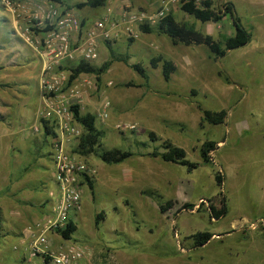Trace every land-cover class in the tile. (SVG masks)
Wrapping results in <instances>:
<instances>
[{
	"label": "rangeland",
	"instance_id": "1",
	"mask_svg": "<svg viewBox=\"0 0 264 264\" xmlns=\"http://www.w3.org/2000/svg\"><path fill=\"white\" fill-rule=\"evenodd\" d=\"M227 1L233 3L235 13L250 30L251 40L223 57L214 58L205 45L174 44L169 36L156 30L141 32L140 23L155 27L158 13L167 12L168 5L163 9V3L153 10L137 8L145 13L131 23L130 29L116 34L114 27L109 43L99 42L96 65L113 54L127 57L128 63L113 59L100 80L88 88L81 113L94 111L92 101L107 97L111 103L108 118L103 123L96 120V126L104 131L101 147L134 154L117 164H107L94 153L82 155L94 173L81 187L82 210L73 219L76 230L70 239L47 232L52 248L58 244L81 248L85 252L79 264H264V244L260 245L263 240L256 232L255 241L248 242L243 233L230 228L234 218L247 215L253 220L261 209L259 196L263 188L257 179L264 175V0H213V6L221 9ZM77 2L64 5L73 8L78 17L87 15L81 18L83 23L88 16L91 20L103 17V6L80 9L74 7ZM170 5L177 21L192 24L201 32L209 29L215 39L234 32L228 15L217 22L202 21L180 10L179 0H170ZM11 17L0 4V108L9 104L10 109L0 111V264H18L17 256L31 258L33 250L28 240L21 242L15 234L24 223L17 220L6 232L4 218L19 205L2 189L7 183L5 174L22 179L23 169L28 166L33 177L44 173L47 192L55 190L49 138H44L41 130L37 142L19 131L35 118L40 63L25 39L13 32ZM158 54L176 65L168 81L163 78L160 64L153 68L149 62ZM16 62L22 66L14 65ZM137 62L145 68L147 79L129 66ZM127 82L132 85H125ZM198 105L201 109H227L224 123L200 124L202 112ZM24 109L28 115L21 118ZM119 121H131L136 128L119 131L115 128ZM36 125L42 128L37 121ZM150 131L156 140H150ZM165 139L184 148L186 157L199 165L188 170L160 156H150L154 150H164ZM205 139L218 141L210 165L204 164L199 154ZM40 162L48 169L39 168ZM216 171L223 176L221 189L215 181ZM88 180L93 181V189ZM30 181L35 183L34 179ZM42 190L37 186L26 189L34 197ZM220 190L226 198L227 213L212 219L207 199ZM17 196H22L19 191ZM200 199L205 200L202 205ZM166 200H173L174 206L161 213L159 203ZM184 203H193V209H183ZM31 210L37 214L36 206ZM100 211L104 218L96 222ZM26 214L23 212L20 220H26ZM204 230L221 232L224 237L195 250L189 235ZM59 246L56 250L62 248ZM32 264L45 263L41 257H33Z\"/></svg>",
	"mask_w": 264,
	"mask_h": 264
},
{
	"label": "built area",
	"instance_id": "2",
	"mask_svg": "<svg viewBox=\"0 0 264 264\" xmlns=\"http://www.w3.org/2000/svg\"><path fill=\"white\" fill-rule=\"evenodd\" d=\"M0 3L13 17L19 15L18 10L24 9L21 0H0ZM38 7L40 8V5ZM104 8L103 17L96 18L95 23L85 27L82 20L69 8L49 2L43 8L41 16L35 13L25 18L26 27L18 32L36 52L41 62L40 103L35 114L42 130L44 122L49 129L46 138L50 140L55 190L50 191L52 207L44 218L43 231L31 244L33 250L30 254L35 255L39 249L41 254L48 257V264H79L83 257L85 251L79 247L71 245L49 251L46 246L41 247V243L45 241L46 232H57L64 229L69 221L73 222L74 214L82 210L81 187L86 178L90 179L94 173V169L87 165L82 154L76 150L83 125L76 119L73 107L77 106L81 114L87 90L95 84L97 78L94 73L81 72L70 79V67L78 64L80 60L95 63L100 57L99 42L110 39V30L114 27L117 30L121 26L128 30L131 23L140 20L144 13L122 10L119 14L121 19L117 21L111 15L112 8L107 5ZM166 8L167 5L163 4V9ZM164 13L166 12L162 10L158 16ZM103 22L107 27H101ZM39 30L42 31L40 35ZM107 84L111 85L112 82L108 81ZM92 102L94 111L90 113L98 123L105 122L111 105L110 100L103 97L100 101ZM31 128L34 132L39 131L35 125ZM115 128L119 131L133 130L136 124L131 121H119ZM203 201L205 200L200 199L199 202ZM251 228H255V225L252 224Z\"/></svg>",
	"mask_w": 264,
	"mask_h": 264
},
{
	"label": "trees",
	"instance_id": "3",
	"mask_svg": "<svg viewBox=\"0 0 264 264\" xmlns=\"http://www.w3.org/2000/svg\"><path fill=\"white\" fill-rule=\"evenodd\" d=\"M59 1V0H53ZM107 0H85L82 2H77L74 4L76 8H82L85 6L91 8H97L104 6ZM179 9L195 16L202 21H212L217 22L222 20L225 16H229L234 32L231 35H222L221 38L215 39L211 33L201 32L195 29L192 24L187 22L177 21L172 12H166L159 17L155 27L148 25L147 23H140L139 30L143 33H150L156 30L158 33H163L169 36L172 43H182L184 45H205L209 50L211 56L214 58L223 57L227 51L245 46L251 40V32L242 23L241 18L235 13L234 5L232 2L227 1L224 3L222 8H214L213 0H179ZM129 40H133L129 37ZM109 43V41H106ZM113 59H119L128 63L127 57H116L114 54L111 59L104 60L99 65L94 63H89L80 60L75 66H71L70 69L72 74L70 79H73L81 72L94 73L97 81L100 80V76L110 67ZM149 62L153 68L157 67L159 64L161 66L162 75L165 81L170 79L171 74L174 72L176 65L171 59L164 58L162 55L158 54L152 56ZM129 66L134 69L142 78L147 79L148 76L145 72V68L139 62L130 63ZM125 85H132L131 82L125 83ZM140 86V85H139ZM202 112L200 119V124L208 123L212 125H219L224 123L227 116V109L221 108L219 110H211L207 108H202L198 105ZM76 119L83 125V132L80 136L76 150L82 155H88L90 153L96 154V156L107 164H117L125 159L132 156L134 153L130 150H122L119 148H103L101 147V137L104 131L96 126L95 116L90 113H79L78 107H73ZM44 138H46L49 132L46 122L43 123ZM150 140H156L155 134L150 131L148 133ZM163 151L154 150L149 153L150 156H160L164 161L173 162L186 166L188 170L196 168L199 163L193 162L186 157V151L184 148L173 144L169 139H165L162 142ZM218 141L213 139H205L199 146V154L202 162L204 164H212L211 152L218 147ZM215 181L217 186L221 189L223 183V176L216 171ZM89 187L93 189V181L88 180ZM208 209L210 216L212 218L218 219L224 216L227 212L226 198L222 190H220L216 195L209 197L208 199ZM173 200H166L159 203V210L164 213L174 206ZM202 205V203H200ZM194 207L193 203H184L182 205L183 209L192 210ZM199 208V207H198ZM104 218V212L100 211L97 213L96 222ZM76 230V225L74 222L69 221L64 229H60L57 232L64 238L70 239L73 232ZM212 237L210 231H197L189 235L192 239L194 246H200L206 243ZM45 264H48V257L44 256Z\"/></svg>",
	"mask_w": 264,
	"mask_h": 264
},
{
	"label": "crops",
	"instance_id": "4",
	"mask_svg": "<svg viewBox=\"0 0 264 264\" xmlns=\"http://www.w3.org/2000/svg\"><path fill=\"white\" fill-rule=\"evenodd\" d=\"M76 1L82 2L85 0H76ZM21 2L24 6V9L18 10V12H19L18 16H16V17L12 16L11 17L12 24H13V32L17 35H18V32L20 33L26 27V24L24 22L25 18H27L30 15H33L35 13H37L38 15L41 16L43 8H45L49 2H54L57 4L63 5V6H65L64 3H67L64 0H59L58 2L53 1V0H21ZM73 2H74V0L71 3H73ZM33 3L34 4L36 3V4L34 5ZM71 3H67V4H71ZM161 3L168 5L167 12H169L170 11L169 6L172 5V4L170 5V0H107L106 4L104 6L107 5V6H110L112 8V13L114 14L115 19L118 21L121 19L119 14L121 13L122 10H126V11L131 12V13L138 12L137 8H141V7L144 9H147V10H153L155 7L159 6ZM38 5H40V8L38 7ZM1 6H2V4H1ZM127 6H131V7L129 9H126ZM85 7H88V6H85ZM82 8H84V7H82ZM82 8H80V9H82ZM69 9L72 11L73 8L69 7ZM170 12L173 13V11H170ZM85 16H87V15H82L79 18L81 19V18H84ZM96 18H98V17H96ZM96 18H93L91 20L88 16L87 20H84L83 24H85V27H88L91 23H93V22L95 23ZM82 21H83V19H82ZM100 26H98V28ZM101 27L102 28L107 27L106 23L103 22V25ZM99 29H101V28H99ZM122 29L123 28L121 26L119 29H117L115 31V33L117 34ZM40 32H42V31H40V30L38 31L39 35H40ZM204 32L211 33V31L209 29H206ZM29 48L34 52V50L31 47H29ZM34 53H35L36 58L38 59V61L40 63V67H39V75H40L41 62H40L36 52H34ZM14 65L22 66L19 62H16ZM25 100L26 99H23L22 102H25ZM26 102H25V104H26ZM39 103H40V90H39V79H38L37 104L39 105ZM25 104L22 105V108L25 107ZM7 110L10 111L9 104L4 105V106H2V108H0L1 112H7ZM35 110H36V108L34 109L35 118H33L29 124L28 123L26 124V125H28L27 128L26 127L20 128L19 131L20 132L24 131V136L26 135L29 138L32 137L37 141V139H39V136H40V134H38V133L42 130V128H39L36 125V121L37 122H39V121H38V119H36ZM27 115H28V110L24 109V115H22L21 118L22 117L26 118ZM33 125L37 126L39 128V131L34 132L31 128ZM42 132L44 133L43 130H42ZM42 132H41V135L43 136L44 134H42ZM37 142H39V141H37ZM38 166H39V168H41L43 170H45L46 168L48 169V167L43 162L38 163ZM30 169L31 168L26 166L23 169L24 170L23 174H21V176H20V177H22V179H17L18 178L17 177L16 180L9 178L10 173L7 171L8 173L5 174V176L7 178V181H6L7 183H5V186H3L2 189H4L5 195L12 196L14 198V202L19 205V206L12 208L13 209V210H11L12 213L10 212L8 214L7 218H4L7 221V225H8L7 226L8 230L6 232L8 233L10 229H13V227H11V226L15 222H17V220L24 223V225H25L24 228H22L21 231L19 230V232H15V234L19 235V237L21 238V242H25L26 240H28V244L31 245L34 238L39 233H41L43 231L42 224H43L44 218L49 213V211L51 210V207H52V205H51L52 202L50 199V191H52V190H49L47 192V189H49V187L47 186V184H45L46 176L44 175L43 172H41V173L39 172V174H36V176L33 177L32 173L30 172ZM0 172H1V170H0ZM26 175H29V176L32 175V176L27 177ZM31 179H34L35 183H31V181H30ZM257 182H260V185L263 188L262 195L259 196V205H260L261 209L258 212V215L255 216L257 218H254L253 220H249L247 215H242L240 217L234 218L231 221L230 228L233 231H237L238 233H240V232L243 233L242 237H244V239L247 240L248 242L255 241V236L253 235V232H256V236L259 239L263 240V241H260V242H262V243H260V245H262V244H264V225H263V223H264V175H260L257 179ZM36 186H37V189H39V190L44 189V194H43V190H42L40 192V194L37 195V197H34L31 195L30 191H26V189H33ZM17 191H19L22 196H17ZM32 206L37 207V214L31 210ZM23 212H27L26 220H20V216L23 214ZM77 215H78V213L74 214L73 219L76 218ZM12 219H14V220H12ZM212 219H215V218H212ZM252 224L255 225V228H251ZM53 232H51V233H53ZM56 233L58 235H60L58 232H56ZM211 233H212V237L206 243H204L203 245H200V246H194L193 245L194 249L195 248H201V249L207 248L208 245H210L212 241L221 240L222 237H224L221 234V232H211ZM225 233H226L225 235H229L230 232H225ZM61 238H63V237L61 236ZM59 245H61V244H58L55 246V248H52V245H50L46 236H45V241L43 243H41V247L46 246L49 251H55L57 249V246H59ZM59 247H62V246H59ZM29 255L31 258H27V259H25L24 256H21V257L17 256L16 257L17 263L18 264H32V258L33 257H41L43 262L45 263L44 255L40 253L39 249H37V253L35 255H32V254H29Z\"/></svg>",
	"mask_w": 264,
	"mask_h": 264
}]
</instances>
